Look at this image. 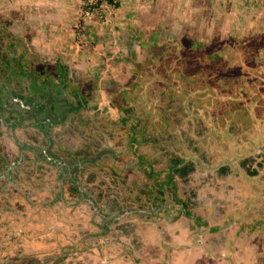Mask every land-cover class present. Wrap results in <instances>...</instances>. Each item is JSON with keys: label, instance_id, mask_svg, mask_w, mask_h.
<instances>
[{"label": "rangeland", "instance_id": "374dc122", "mask_svg": "<svg viewBox=\"0 0 264 264\" xmlns=\"http://www.w3.org/2000/svg\"><path fill=\"white\" fill-rule=\"evenodd\" d=\"M247 2L254 8L257 6L254 11L258 18H248V11L242 8H250ZM177 3L169 12L175 13L173 18L161 16L168 15V11L158 9L160 2L156 0L150 4L154 6L149 11L162 12L156 13L158 18L149 19L143 27L141 18L135 21L125 17L123 21H130L123 28L118 27L114 18H108L112 11H117L116 6L107 5L110 11H106L105 18L99 19L96 27L101 30V23L105 22L106 31L80 32L79 25L87 19L82 14L74 26L77 33L69 35L60 27L57 32L48 30L44 25L52 19L48 13L35 8L37 5L31 10L28 6L22 8V0H0V28L6 44L13 45L8 51L10 58L19 55V62L10 64L8 80L1 75L0 90L3 87L2 92L15 89L23 93V102L26 97L31 100L34 112L44 110L42 107L50 108L49 95L64 97L75 107H81L64 124L50 129L55 140L53 151L63 160L68 159L66 150L74 153L76 159H86L80 171L81 181L106 212L113 214L129 209L133 198L138 196L136 188L143 184L135 182L146 180L137 164L134 151L137 145L139 150L157 157L166 174L171 164L181 159L193 164L189 165L185 177L177 174L178 188L174 192L181 200L177 201L174 192L169 194L167 202L174 207L166 213V218L162 214L153 217L158 219L156 227L138 213H126L111 227L103 224L99 227L96 224L101 223V217L88 203L84 206L78 203L80 195L72 183L64 182V201L57 199L61 192L59 171L51 163L35 157L34 151L24 150L21 163L5 170L6 163L17 162L21 143L16 138L22 145L28 143L41 149L48 144L40 128L16 132L8 129L0 139V174L6 173L5 178H0V264H114L103 260L121 252L126 256L125 249H136L139 255L146 256L144 262L136 258L137 264L180 261L190 264L188 259L200 262L203 259L200 254L206 248L215 251V255L237 253L241 245L237 247L236 241L243 238L247 229L257 232L251 249L261 253L248 255L243 246L242 257L237 261L258 264L257 257H264V94L258 96L253 107L247 108L250 95L234 93L243 101L239 99L242 104H235L228 99L232 95L228 93L229 87L225 88L227 93L223 88V93H208L195 78L197 82L190 89L178 76L183 49L174 47L180 43V35L190 31L189 37L199 35L198 41L207 46L216 45L215 31H221V37L256 35L264 40V25L260 22L264 19V16L260 18L264 0H180ZM154 34L162 44L160 49L166 51L157 63L163 60L169 71L167 78L146 64L138 69V63H146L151 56L150 36ZM258 46L264 47V41ZM237 53L233 50L235 63L229 68L230 74L227 72L228 81L234 80L232 87L247 86L243 74L252 82L258 76L262 83L260 93H264L263 48L256 56V62L262 64L255 70L246 64L242 71ZM170 83L176 86V92L164 93ZM111 87L115 92L126 89L128 106L133 107L135 115L127 126L137 125L138 121L147 123L148 131L141 136L154 133L155 138L163 131V138L133 143L121 123L125 113L113 100ZM38 88L40 92L36 91ZM119 95L122 97L123 92ZM255 106L258 108L253 112ZM254 113L263 125L257 122L252 125ZM122 155L124 158L120 159ZM92 158H96V163L88 162ZM247 159H250L248 165ZM130 164L134 169L126 170ZM114 168L121 171L122 178L113 175ZM149 181L153 183L154 179ZM142 197L146 199L145 195ZM106 228L110 233L104 237L101 233ZM87 234L90 237L86 243L73 242ZM227 245L231 250L225 248ZM165 257L167 260L162 261Z\"/></svg>", "mask_w": 264, "mask_h": 264}, {"label": "trees", "instance_id": "16d2710c", "mask_svg": "<svg viewBox=\"0 0 264 264\" xmlns=\"http://www.w3.org/2000/svg\"><path fill=\"white\" fill-rule=\"evenodd\" d=\"M108 1L112 3L113 5H117V2H115V0H108ZM2 30L3 29L0 28V82H2L1 80L2 74L5 76V78H7V75L10 71L11 62L13 61L14 64L16 62H19L18 61L19 55H14L12 58H10V54L8 51L10 49V46H13V45H10V44L8 45V43L6 44L4 40L5 35ZM215 32L216 34H215L214 40L216 42V45L214 44V45H209V46L204 45L198 41L199 40L198 38L200 37L199 35H195L193 39L189 37V35L192 33L191 31L189 32V34L180 35L179 37L180 43L179 44L176 43L174 46L176 48H179V46H181V48L183 49L182 57H180L181 67L179 66L180 67L179 73H178L179 80L181 79L182 81L187 82V84H189V88L193 89L194 87L193 82L196 81L194 80L196 78L198 80V83L200 82L201 84L205 86L203 87L204 90L208 89V93L222 92V88L227 93V90H225V88L229 87L230 91L228 93H232L231 97L228 98L230 101L235 102L236 104V102L239 103V101L241 100L240 97L242 95H245V94L248 96L250 95L251 101L248 102L247 108L253 107L258 96L260 97L264 94V93H260L261 90L259 89L260 87L259 84L261 85L262 83L259 81L258 76L253 77L252 79H254L255 82H252V80L248 81L245 77V74H243V78H244L243 81H245L247 86H244L242 84L240 86L238 85V86L232 87L234 80L228 81L230 80V78L227 77V72L230 74L229 68L233 67V64L235 63V61L233 60V56H234L233 50H235V52L237 51L239 52L237 53L239 55L238 60L239 62L241 61L239 64V67L240 69H242V71L243 70L245 71L246 64L250 65V68L252 67V70L259 68L262 63L256 62V56L262 51V48L264 50V47L262 46L260 48L258 44L264 40L261 39L260 37H257L256 35L255 36L254 35H250V36L244 35L241 38H234L233 35L226 34V36L221 37V31H215ZM157 37L158 36H156L155 34L150 36V39H151L150 43L153 44L151 56L147 58L146 63H138V69L145 67L144 64H146L148 65L149 69L154 68L157 71L163 72L165 78H167L169 76V71L165 68L163 60L161 61V64L157 63V60L159 59V57L162 56L166 52L160 49L162 48L161 46L162 44L159 43ZM13 49H16V48L13 47ZM22 51H24L25 53L27 52L25 48H22ZM251 63H254V64H251ZM24 64L25 63H22V66L25 67ZM30 68L32 70L34 69L32 65ZM38 75H41V73H39ZM239 81H242V80L239 79ZM35 82L36 81L34 80L33 84H35ZM212 85L214 87L213 89H212ZM166 88L167 89L163 91L164 93L176 92V89H175L176 86L174 87V85L171 83L167 84ZM48 89H52V87L49 86ZM109 90L113 91L112 92L113 100L119 106V108L123 110L125 113L124 117L121 119V123L124 124V128H126V130L130 133L128 136L130 140L133 141V143L137 141L151 142L155 139L163 138L164 133L163 131H159V130H158L159 134L156 135V137L158 138L156 137L154 138V135H155L154 133L149 134L148 136H145V135L141 136L140 134L148 131L147 123L139 124L140 122L138 121L137 125L132 124L130 126H127L130 118H132L135 115L133 113V107L128 106V102L126 98V91H125L126 89L121 88L119 91L115 92V88L111 87ZM122 92H123V96L120 97L119 93H122ZM240 92L242 93L241 96L234 95V93H240ZM57 97L59 98V96ZM25 103L27 104L30 103L27 97H26ZM242 103H239V105H241ZM256 107L258 108V106H255L253 109V112H255ZM27 108L28 109L33 108L31 106V103L29 106H27ZM253 120L255 121L254 123H252L253 126H255L256 122L257 123L260 122L256 114H255V119ZM139 147L140 145H137L136 149H134L135 153L137 154V158H138L137 164H139L140 168H142L146 176L150 178H154L156 181L159 178L158 176L165 177L166 174H165V171H163L162 169L163 166L160 160L157 157L149 156L148 151L139 150ZM119 158L123 159L124 157L122 155ZM249 160L250 159L246 160V165L249 164ZM91 161L92 163H96L94 162L96 161V158H92ZM123 161L126 162L125 160ZM189 165L190 164L188 162H185L183 159H181V162L176 161L171 164V170L181 171L182 173H184V175H186L188 174L190 167H191V166L189 167ZM132 166L133 165L131 164L128 165L127 167L128 169L126 168V170L131 171L132 169H134ZM159 166H162V167L160 168ZM115 171H117V169L115 168L112 169V173H115ZM174 180H175L174 175L171 172V174L167 176L166 182H173ZM158 184H160V182H158ZM176 187L177 185L174 184L170 187H167L165 190L163 186L161 189L159 188L150 189L151 194H152V199L154 200V204H156L157 208L161 207L163 203L169 200V197H170L169 194L171 192L176 191L177 190ZM173 196H175L178 202L181 200L178 197L176 192L173 193Z\"/></svg>", "mask_w": 264, "mask_h": 264}, {"label": "flooded vegetation", "instance_id": "af4514ba", "mask_svg": "<svg viewBox=\"0 0 264 264\" xmlns=\"http://www.w3.org/2000/svg\"><path fill=\"white\" fill-rule=\"evenodd\" d=\"M7 87H9V85H7ZM2 89H3V87H2ZM2 89L0 90L1 92L3 91ZM39 89L40 88L36 89V91L40 92ZM16 94H18L19 97ZM48 94H50V93H48ZM4 96H5V98H3ZM23 96L25 97V95L23 93L21 94L18 91H16L15 89L9 90L8 93H6V91L0 93V139L5 135V133L7 132L8 129H11L14 132H16V130H18V129L26 130L28 128H32V127L36 128L37 127V128H40L41 130L44 131V133L47 137V140H48V144L43 149H41L39 147H32L28 143H26L25 145H22L23 144L22 141L19 138H16L15 141L17 143H19V142L21 143L20 144L21 149L17 153L18 154L17 162H15L14 165H10L9 163H6L4 165L5 170L9 171L10 169H14L18 164L21 163L22 158H23L22 153L24 154V152H23L24 150L34 151L35 157L51 163V165H53L59 171V177L58 178H59V181L61 183V187H60L61 192L59 193V196L57 199L64 201V197L62 196V193L64 190V185H63L64 182L68 181V182L72 183L73 188L76 189L80 195L81 200L78 201V203L80 205H83V206L85 205V203H88V205L93 207L95 212L101 217V223L96 224L99 227L102 224L104 226L109 225V227H111V225L114 222H117L120 219V217L126 213H128V214L129 213H131V214H133V213L142 214L143 215L142 217H144L146 219L145 222H150V224L152 223L155 227H156L155 223L158 222V219H155L153 217H157L159 214H162L164 216V218H166L165 217L166 213L168 214L170 212V209H172L174 207V205L171 202H167V203L165 202L162 204L161 207L157 208L156 204H154V200L152 199V194H151L150 189H155V188L161 189L163 186L164 190H165L167 187H170L174 184L177 185L178 180H179L177 177V174L179 173L180 176L182 175L185 177L186 175H184V173H182L181 171H176V170L173 171L170 168V172L167 173L168 175L165 173L166 174L165 177L158 176L162 179L161 181H160V179H157V181H156L153 178L154 181L152 183L149 181L151 178L146 176V174L142 170L144 173V176L146 177V180L142 181L140 183L135 182V184H137V185H139L141 183H143V184H142V186H139L140 187L139 189L136 188L138 191L135 193H137L138 196L133 198V203H132L131 207L129 209L127 208L126 210L119 211L118 213H113V214L108 213L105 211V209L103 207H101V205L98 202V200L96 199V197L94 195H92L86 189L84 182L81 181L80 171L82 170V167H84L86 165V163H84L86 159L85 158L76 159L73 156L74 153H72L69 150H66L68 159L63 160L61 158H58V155L53 151L54 150L53 146L55 145V140L51 137L50 129L52 127H54V125H56V124H59V123L64 124L66 118L68 116H70L71 113L74 112V110H79V109H81V107L80 106L75 107L74 105L69 103L67 99H64L63 95H62V97H63L62 99H59L58 97L53 98L52 95H49L48 97H51V101H50L49 105L52 104L51 106L53 108L51 109V106H50L49 109L45 110V107H42V108H44V110H39L40 108L36 107V108H38V110L40 112H38V111L34 112L33 109L27 108V106H29L30 103L33 104V102L31 100H30L29 105L28 104L26 105L25 102H23V101H21V102L18 101L19 99L22 100ZM45 104H46V102H45ZM31 106L33 108H35V106H33V105H31ZM54 113L56 115H54ZM22 146H24V147H22ZM63 151L65 152V150H63ZM148 155H149V153H148ZM2 156L5 158V155L2 154ZM151 159H153V158H151ZM96 161H94V162H96ZM88 162H92V161H88ZM152 164H153V162H152ZM194 168H195V166L193 167V169ZM171 172L174 175L175 180L173 182H166L167 176H169L171 174ZM5 174L6 173H1L0 178H5ZM113 175L116 176L117 178L123 177L121 171H118V170L115 171V173H113ZM117 178H115V180H116V182L119 183L120 180ZM125 180L126 179L124 178V181ZM158 182H160V184H162V185L158 184ZM131 185L133 187V184H131ZM132 187H130V188H132ZM177 188H178V185H177L176 189ZM142 195H145L146 199H144L142 197ZM0 209H2V207H0ZM40 221L43 223H47L46 220L41 219ZM93 223H96V221L93 220ZM259 227H261V226H259ZM199 230L200 229L196 230V232H199ZM4 231L5 230L2 229V233ZM17 231H20V230L18 229ZM109 231L110 230H108L106 228L105 230H103V232L101 234H103V236L105 235L104 237H107V235H108L107 232H109ZM245 232H247L244 235L246 237H248V236H256L257 237V235H255L257 232H254L252 230L250 231V229L245 230ZM88 234L83 235L82 238H80L78 241L73 240V242L76 244H79V245L86 243V238L90 237V235H88ZM10 237H11V235H9V238ZM98 237H102V235H100ZM237 247H238V245H237ZM225 248L230 249L229 245L225 246ZM135 250L125 249V252L128 253L129 255L133 256L135 260H136V258L140 259L142 262L147 260L146 256L139 255V250H137V252H135ZM206 251L208 252L209 257L210 256H213L215 258L220 257L221 263H219V264H242L244 262V260H242L241 262L237 261V259L239 260V258L242 257L243 246H241L239 248L238 252L235 254H234V251H232L230 253L223 252V253H218L219 255H215L212 253L211 249H208V248H206ZM100 252H101V250H100ZM134 252H135V254H134ZM107 260H108V258L106 259V261ZM140 260H139V262H140ZM166 260H167V257L162 259V261H166ZM158 264H163V262H159Z\"/></svg>", "mask_w": 264, "mask_h": 264}, {"label": "crops", "instance_id": "0c3cea01", "mask_svg": "<svg viewBox=\"0 0 264 264\" xmlns=\"http://www.w3.org/2000/svg\"><path fill=\"white\" fill-rule=\"evenodd\" d=\"M25 1V2H23ZM180 0H159L160 5L158 7V9H161L162 12H165L166 10L168 11V15L160 12L159 10H155V13H152L149 11V7L150 6H154V5H150L151 3L156 2V0H117V5L116 9L117 11L114 10V12L112 11V15L111 17L109 16L108 18H114L115 22L118 21L119 28H123L124 24H129V19L128 21H123L124 18H135V21L137 18H141L142 20V24L144 27V24H147L148 21H150L153 18H158V13H162L161 16L164 17H174V12L171 14L169 12H171L172 10H174L175 5L178 4L177 2H179ZM245 1V0H244ZM252 1V0H251ZM258 1H255V3ZM172 3V6H174L173 8H171L172 6L170 5ZM248 5H250V8H247L245 6H243L242 8L248 11V18L251 17H256V14L254 10L257 9V6L254 8V6L250 3L247 2ZM35 5H37V7H35ZM256 5V4H254ZM31 7V10H35L33 9V6L35 8H38L40 11L45 12L46 14L48 13V15H50L51 17V21L49 20L46 21V27H48V30L50 31H56L58 30V28L60 27L63 31V29L65 31H63L64 34H69V35H73L76 34V30L74 28V26L76 25L77 21H80V19L82 18L81 15L83 13V0H22V8L23 7ZM111 6V5H108ZM147 6V9H144L143 7ZM143 8V9H142ZM146 8V7H145ZM228 8V6H227ZM110 7L106 8V11H110L109 10ZM259 11V10H258ZM262 12H260V18H262L264 16V8L263 10H261ZM157 13V14H156ZM45 14V15H46ZM120 14V15H119ZM247 14V13H246ZM40 17H44L42 15H40ZM150 19V20H149ZM140 20V23H141ZM263 21V25H264V19H260V22ZM49 23V24H48ZM100 23V21L98 19H85V22L83 21L81 24L79 25V31L84 32V33H89V34H93V33H97V32H102L103 30H105V26L104 23H101V26H103V28L97 29L98 28V24L94 25V24ZM149 23V22H148ZM133 24V22H132ZM137 24H138V20H137ZM139 25V24H138ZM97 27V28H96ZM264 27V26H263ZM149 29V28H148ZM75 30V31H74ZM90 30H92V32H90ZM98 30V31H97ZM127 30V29H125ZM89 31V32H88ZM123 32V31H122ZM260 126L263 125L261 124L262 121L259 122ZM254 236H243V238H240L236 241L238 246H246V253L249 255L251 253L253 254H259L261 253L259 250L251 249L253 248V245L251 244V241H253ZM195 247V246H193ZM86 251H84L83 253H85ZM201 252V251H200ZM215 251H212L213 254ZM125 254H127L126 256L124 254H122V252L117 255H112L113 257H110L109 260L106 261V259H104L103 261L105 262H114V264H137L134 259L133 256L129 255L128 253L125 252ZM205 254V255H204ZM196 255H198V253H196ZM203 255V259L198 262V260L196 259H188V262L190 264H219L221 263L220 261V257H213V256H208V252H201L200 256ZM202 258V257H201ZM258 259V264H264V257H257ZM125 259H128V262L125 263ZM75 262V261H73ZM185 262V261H184ZM73 264V263H72ZM176 264H184L183 261H180Z\"/></svg>", "mask_w": 264, "mask_h": 264}, {"label": "built area", "instance_id": "2783aa9c", "mask_svg": "<svg viewBox=\"0 0 264 264\" xmlns=\"http://www.w3.org/2000/svg\"><path fill=\"white\" fill-rule=\"evenodd\" d=\"M102 0H85L84 13L87 17H103Z\"/></svg>", "mask_w": 264, "mask_h": 264}, {"label": "clouds", "instance_id": "9594fccd", "mask_svg": "<svg viewBox=\"0 0 264 264\" xmlns=\"http://www.w3.org/2000/svg\"><path fill=\"white\" fill-rule=\"evenodd\" d=\"M115 2H117V0H115ZM101 4H102V9H103V12H104V15H103V17H97V16H92V17H87L86 15H85V13H84V9H85V0H83V15L85 16V18H87V19H92V18H94V19H104L105 18V16H106V6L107 5H113L112 3H110L108 0H102L101 1Z\"/></svg>", "mask_w": 264, "mask_h": 264}]
</instances>
